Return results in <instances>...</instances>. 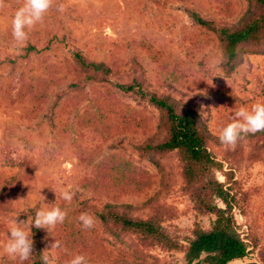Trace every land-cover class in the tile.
<instances>
[{"label": "rangeland", "instance_id": "1", "mask_svg": "<svg viewBox=\"0 0 264 264\" xmlns=\"http://www.w3.org/2000/svg\"><path fill=\"white\" fill-rule=\"evenodd\" d=\"M6 3L0 9V61L16 60L28 44L39 52L27 61L17 59L14 68L0 64V191L4 180L19 175L14 186H7L9 206L0 210V243L5 232L10 236L8 219L30 223L44 204H54L67 216L63 224L40 229L41 250L48 251L51 264H68L85 250L100 257L102 246L133 263L186 264L182 252L159 248L149 249L139 260L130 248L105 238L93 213L94 227L80 231L83 200L99 211L107 203L135 206L152 198L176 216L172 225L183 234L195 221L208 229L214 216L196 217L183 194L174 153L148 160L151 152L144 147L152 143L159 118L149 97L122 93L118 86L127 80L113 75L105 82L82 81L81 93L73 92L70 67L76 53L117 65L120 71H129L136 60L150 83L149 93H171L182 106L194 108L218 137L235 110L264 103V55L248 56L230 75L222 70L219 33L243 16L246 0H55L43 22L26 30L23 45H15L11 36V18L22 0ZM224 3H229L226 10ZM61 5L63 11H57ZM193 13L214 24L199 26ZM260 145L262 139L256 143ZM102 166L107 169L98 171ZM138 175L147 181L145 186H136ZM214 178L226 182L219 171ZM232 181L251 191L231 209L237 231L246 243L250 233L257 239L256 247H249L248 256L238 262L264 264V160L250 167L241 164ZM62 188L74 193L70 203L60 198ZM214 203L225 209L219 199ZM75 239L78 248L71 247ZM54 241L60 243V256L51 250ZM85 242L93 248L85 249ZM91 259L88 264H109ZM32 263L33 258L24 262ZM0 264L19 262L0 251Z\"/></svg>", "mask_w": 264, "mask_h": 264}, {"label": "trees", "instance_id": "2", "mask_svg": "<svg viewBox=\"0 0 264 264\" xmlns=\"http://www.w3.org/2000/svg\"><path fill=\"white\" fill-rule=\"evenodd\" d=\"M246 2L247 8L243 16L235 24L224 26L219 33L223 50L222 70L225 75L232 74L248 56L264 55V0H246ZM228 6L229 3H224L223 9L226 10ZM192 18L199 26L210 27L214 24L204 21L195 13L192 14ZM23 50L24 54L16 56V60L8 58L0 61V64H10L14 68L17 59L27 61L39 52L34 44H28ZM70 68L69 74L73 75L70 88L73 92L81 93L82 81L105 82L113 75L119 81L127 80L118 86L122 93L135 94L141 98L149 97V102L159 112V118L158 131L153 136L152 143H147L144 147L151 152L148 160L154 162L156 154L162 157L174 153L178 158L177 166L181 167L179 176L183 183V194L191 201L196 217L214 216L208 229L195 221L192 228L187 230V234H183L182 229L172 225L176 216L168 208L156 205V201L152 198L135 206L107 203L99 211L94 204L83 200L82 211L97 215L105 238L110 243L130 248L139 260L146 256L149 249L156 248L166 252H182L186 264H229L247 257L250 252L249 247L251 249L256 247V236L248 234L250 241L246 243L238 233L230 213L240 199L244 201L245 197L249 198L251 191H243L241 182L232 180L241 164L250 167L255 162L264 160V145L256 146L260 139L264 142V132L249 134L234 150H226L220 144L218 137L213 136L206 128L202 116L194 108L182 106L170 95L171 93L167 95L149 93L146 87L150 86V83L147 82L144 70L136 60H132L129 71H120L117 65L89 60L76 53ZM168 87L175 91L171 85ZM109 129L107 126L106 130ZM161 136L163 137L159 138ZM225 165L227 171L224 170ZM105 169L107 167L102 166L98 171ZM214 171L224 174L226 177L224 185L216 181ZM103 180L110 182L107 178ZM18 181V174L4 180L6 183L0 191V210L9 206L7 197L10 188L7 186H14ZM136 182V186H145L147 181L143 176L138 175ZM229 183L231 184L228 185ZM214 198L219 199L225 209L217 207ZM27 216L28 214H24L23 218ZM33 218L34 216L31 221ZM30 230L33 240L32 264H43L41 259L43 235L40 229L33 227ZM80 231L84 232V229L81 227ZM78 239L83 240V235ZM78 239H75L71 247L78 248L75 244ZM85 243V249L93 248L91 243ZM55 250L57 256L63 253L61 249ZM85 251L82 255L86 259L92 258L94 262L99 260L107 261L109 264H138L127 261V257L119 259L118 254L106 249L105 246H102L103 255L100 254V257H94L93 253ZM117 252L119 253V250Z\"/></svg>", "mask_w": 264, "mask_h": 264}, {"label": "clouds", "instance_id": "3", "mask_svg": "<svg viewBox=\"0 0 264 264\" xmlns=\"http://www.w3.org/2000/svg\"><path fill=\"white\" fill-rule=\"evenodd\" d=\"M55 0H22L21 6L15 11L11 18V36L15 45H23L28 39V31L43 22L45 14L52 8ZM7 7L6 0H0V9ZM63 11V6L57 8ZM186 102V101H185ZM203 107V106H202ZM227 125L219 130L218 140L226 150H234L237 144L247 138L249 134L255 135L264 132V103H257L252 108L244 107L234 111ZM41 200L44 197L41 196ZM60 198L66 202H71L74 193L67 189H60ZM67 213L60 207L45 205L44 208L35 213L31 223L28 221L16 222L15 218L8 219L9 225L5 242L0 243V251L19 264H24L33 256V240L31 228L48 229L54 228L58 224H63ZM17 217V216H16ZM79 221L83 229L88 230L94 227V218L88 213H82ZM60 247L59 241H54L51 250ZM41 255L43 264H51L49 257ZM68 264H88L84 255H75Z\"/></svg>", "mask_w": 264, "mask_h": 264}, {"label": "bare ground", "instance_id": "4", "mask_svg": "<svg viewBox=\"0 0 264 264\" xmlns=\"http://www.w3.org/2000/svg\"><path fill=\"white\" fill-rule=\"evenodd\" d=\"M232 264H248V263H242V262H238V261H234V262H231Z\"/></svg>", "mask_w": 264, "mask_h": 264}, {"label": "water", "instance_id": "5", "mask_svg": "<svg viewBox=\"0 0 264 264\" xmlns=\"http://www.w3.org/2000/svg\"><path fill=\"white\" fill-rule=\"evenodd\" d=\"M248 264H257V263L252 262V263H248Z\"/></svg>", "mask_w": 264, "mask_h": 264}]
</instances>
